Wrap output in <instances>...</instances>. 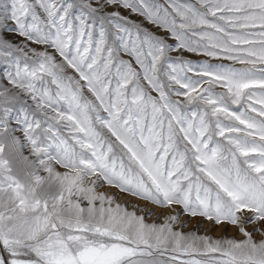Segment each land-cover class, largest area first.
<instances>
[{
	"label": "snow or ice",
	"instance_id": "snow-or-ice-1",
	"mask_svg": "<svg viewBox=\"0 0 264 264\" xmlns=\"http://www.w3.org/2000/svg\"><path fill=\"white\" fill-rule=\"evenodd\" d=\"M0 264H264V0H0Z\"/></svg>",
	"mask_w": 264,
	"mask_h": 264
},
{
	"label": "rangeland",
	"instance_id": "rangeland-1",
	"mask_svg": "<svg viewBox=\"0 0 264 264\" xmlns=\"http://www.w3.org/2000/svg\"><path fill=\"white\" fill-rule=\"evenodd\" d=\"M201 231H203V229H201ZM211 234H212V235H216V236H218V235H220L221 233H220V231H218V230H214ZM229 234H231V232H229Z\"/></svg>",
	"mask_w": 264,
	"mask_h": 264
}]
</instances>
